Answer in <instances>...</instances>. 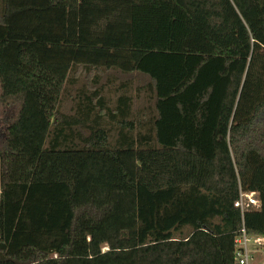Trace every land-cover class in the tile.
Here are the masks:
<instances>
[{
	"label": "trees",
	"instance_id": "trees-1",
	"mask_svg": "<svg viewBox=\"0 0 264 264\" xmlns=\"http://www.w3.org/2000/svg\"><path fill=\"white\" fill-rule=\"evenodd\" d=\"M1 106L0 264H234L264 237V0H0Z\"/></svg>",
	"mask_w": 264,
	"mask_h": 264
},
{
	"label": "built area",
	"instance_id": "built-area-1",
	"mask_svg": "<svg viewBox=\"0 0 264 264\" xmlns=\"http://www.w3.org/2000/svg\"><path fill=\"white\" fill-rule=\"evenodd\" d=\"M258 201L254 193L239 192L238 198L234 201L233 205L239 208L241 213L249 208L257 206ZM258 244V248L250 249L248 247V241ZM234 264H264V261L256 259L257 253L264 256V237L254 236L250 237L245 233L243 227L240 229V235L234 238Z\"/></svg>",
	"mask_w": 264,
	"mask_h": 264
},
{
	"label": "rangeland",
	"instance_id": "rangeland-1",
	"mask_svg": "<svg viewBox=\"0 0 264 264\" xmlns=\"http://www.w3.org/2000/svg\"><path fill=\"white\" fill-rule=\"evenodd\" d=\"M108 74H110V76H114L115 77V79L116 78H118V80L117 81H120V80H123V79H127V78H130L131 80H132V84L133 85H135V84H143L148 78L145 76V75H143V74H140V73H133L132 75H129L130 73H125V74H123V73H120V72H118V71H113V70H109L108 71ZM117 76V77H116ZM105 81V75H103V77H102V82H104ZM114 83V82H113ZM115 84V83H114ZM70 92V91H69ZM71 94V93H70ZM66 96H68L67 94L66 95H64V97H63V100H62V107H61V109L63 110V112H68V110H69V107H70V105H71V102H70V100L68 99V97H66ZM141 102H143V100L141 101ZM139 103V102H138ZM9 110V107H7V106H1L0 107V128H2V126H3V124H4V122L2 121V119L4 118V117H6L5 115H6V111H8ZM14 114H15V111H14ZM248 247L250 248V249H255V248H258V244L257 243H254V242H252V240H249L248 241ZM256 255V259L257 260H260V261H264V256H261L259 253H257V254H255Z\"/></svg>",
	"mask_w": 264,
	"mask_h": 264
},
{
	"label": "crops",
	"instance_id": "crops-1",
	"mask_svg": "<svg viewBox=\"0 0 264 264\" xmlns=\"http://www.w3.org/2000/svg\"><path fill=\"white\" fill-rule=\"evenodd\" d=\"M133 73H136V72H131L129 75H132ZM128 74V73H127ZM110 75V74H109ZM111 77H114V76H111ZM117 77V76H116ZM118 80V78H116L115 79V77H114V87H116V88H118V86H119V84L121 83V82H127L128 83V92L130 93V94H132V95H134V91H135V88H136V86H139V85H141V84H135V85H133L132 84V80L130 79V78H125V79H123V80H120V81H117ZM148 80V79H147ZM146 80V81H147ZM145 81V82H146Z\"/></svg>",
	"mask_w": 264,
	"mask_h": 264
}]
</instances>
